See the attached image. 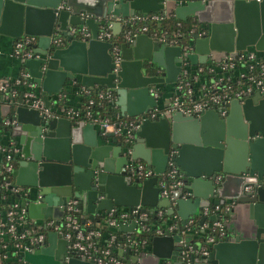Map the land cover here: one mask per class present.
Masks as SVG:
<instances>
[{"label":"water","instance_id":"water-1","mask_svg":"<svg viewBox=\"0 0 264 264\" xmlns=\"http://www.w3.org/2000/svg\"><path fill=\"white\" fill-rule=\"evenodd\" d=\"M159 10L205 33H188L191 48L183 59L180 45L141 31L132 41L121 42L116 64L110 41L96 37L99 18L109 17L113 33L121 34L118 17ZM82 23L91 31L88 39L69 33L71 25ZM53 33L64 37L61 45H52ZM0 34L14 42L35 36L29 45L32 54L15 56L46 106L59 104L58 94L65 98L78 86L75 92L81 87L111 89V105L122 115L154 107L161 111L141 120L125 153L118 136L98 130L91 121L45 116L24 105L22 95L16 106L0 103V121L7 113L17 118L5 130L17 148L11 174L23 188L18 200L27 220L61 219L70 198L77 199L81 221L95 220L96 227L112 208L168 207L167 214L178 217L175 227L153 235L149 251L114 243L118 254L124 249L130 254L127 264H185L183 249L189 250L190 264H264V89L232 98L225 116L215 107L198 115L172 111L168 102L158 105L150 90L151 85H174L184 63L220 61L239 51L264 55V0H0ZM170 157L183 172V184L170 197H160L157 179ZM138 161L152 166L154 174L134 175ZM245 183L252 187L245 190ZM214 204L227 205L221 229L209 226L215 213H201ZM194 216L197 223L188 225ZM118 229L134 238L139 226L131 219L118 222ZM67 244L49 230L43 245L18 253L13 264H95Z\"/></svg>","mask_w":264,"mask_h":264},{"label":"built area","instance_id":"built-area-1","mask_svg":"<svg viewBox=\"0 0 264 264\" xmlns=\"http://www.w3.org/2000/svg\"><path fill=\"white\" fill-rule=\"evenodd\" d=\"M165 16H174L173 13H168L165 10H159L149 13L133 14L126 18H120L122 22V33L114 34L112 31V20L109 17L99 18V28L96 37L101 40L110 41V53L116 64L120 60V44L123 41L130 42L134 36L141 32L147 31L150 35L157 37L160 40H168L172 44L180 45L181 57L185 55L191 48V44L187 41L182 42L181 37L184 32L176 30L172 35L166 36L165 32L158 34L157 32H149L146 25L147 20L161 21ZM175 17V16H174ZM141 22V26H134ZM178 28L182 26L181 20L176 22ZM188 33L197 32L199 36L205 33V29L197 25L188 27ZM69 33L80 39H88L91 37V31L86 24L71 25ZM187 33V34H188ZM186 34V33H185ZM119 35V37H115ZM35 36L23 35L16 39L13 44V52L19 56H30L32 54L29 45L34 41ZM64 42V37L60 33H53L51 43L54 46L61 45ZM182 59V60H183ZM198 63L189 65L184 63L179 73V76L174 83L175 90L170 100L168 101V109L175 111L180 110L184 114L198 115L209 107L218 109L220 115L225 116L228 112V104L232 98L244 97L250 95L255 90L264 89V55H258L255 51L247 53L239 51L235 56L226 53L220 61H211L207 63ZM219 72V73H217ZM197 83V85H196ZM196 88L199 92L196 91ZM90 89L81 87L78 93L88 92ZM150 90L154 95H158V90L151 87ZM96 92V96L89 95L84 108L81 105H60V110L55 106H46L29 80L28 72L21 71L14 78H0V103H9L16 106L18 104V96L22 95L23 104L28 107H33L39 110V113L45 116L64 115L72 121L87 120L91 121L102 130V132L111 131L118 136L122 143V149L125 153L130 152L131 145L134 141L135 131L139 128L141 120L145 117H157L161 114L156 107L150 108L136 116L122 115L119 112L115 116L103 115L100 112H95L92 106L96 103L102 105L105 101L112 103L114 93L111 89L102 88ZM62 94H58L57 98H62ZM122 116H120V115ZM17 123L15 113H7L0 121V133L6 128ZM17 151L13 141L7 144L0 143V160L5 161L2 165L1 173H10L14 164L12 158ZM132 171L134 175L142 178L149 177L154 174L153 168L143 161H138L133 164ZM183 172L180 170L175 161L170 157L168 159L167 168L164 172L158 175L157 185L159 186V195L162 197H170L174 188L183 184ZM252 187L250 183L244 184V189L248 190ZM23 192L20 185L14 184L13 176L0 177V247L5 251L0 252V264H13L19 260L17 255L23 251H29L34 247H39L46 241V233L49 230H55L68 240V249L78 256H82L87 260L93 261L95 264H127L126 261L117 256L112 251V246L117 241L118 232L109 231L108 243L100 244L96 236L97 228L88 229L80 221L78 216L77 199L70 198L63 205V214L61 219L49 216L42 219L41 222H32L27 220V212L25 207L21 206L18 200V195ZM12 196L14 197L13 199ZM227 205L214 204L202 209V214L209 215L215 213L217 217L209 223V226L221 229L224 213ZM156 212L161 215L165 209L154 210L151 207L134 206L131 209L112 208L105 217V222L108 227H115L120 221H129L134 219L139 230L162 234L165 228L153 226L145 221L149 212ZM178 219L176 215H173ZM194 222L193 217H189L187 224L191 225ZM207 222L204 223V225ZM175 223L167 225L166 228L172 229ZM222 233V231H220ZM138 234V233H137ZM131 238L129 234L123 235L124 238L119 240L136 251H147L149 249L150 240L143 237ZM151 239V237H150ZM208 240H213L212 236ZM10 241V242H8ZM208 250L202 249L203 253ZM189 250L183 249L182 254L187 261L185 264H190L188 261Z\"/></svg>","mask_w":264,"mask_h":264},{"label":"trees","instance_id":"trees-1","mask_svg":"<svg viewBox=\"0 0 264 264\" xmlns=\"http://www.w3.org/2000/svg\"><path fill=\"white\" fill-rule=\"evenodd\" d=\"M177 20L178 19L175 18L174 16H165L161 21H151V20L149 21V20H147L146 25L148 26L149 32H157L158 34L165 32V34L172 35L173 32H175L176 30H180V31L184 32V35L181 37V41L185 42L188 40L187 29H188L189 24L187 22L181 20L182 26L180 28H178V26L176 24ZM141 25H142V23L138 22L134 26H141ZM115 37L117 38V37H119V35H116ZM203 65L207 66L208 64L204 63ZM79 95H81V107L84 108V106L86 105L88 96L91 95V96L95 97L96 92L94 90L90 89L88 92H83V91L80 92ZM65 101L66 100H64V97L60 98L59 105L64 104ZM111 104L112 103L110 101H105L102 105L96 103L92 106V109H93V111L100 112L103 115L115 116L118 111H117L116 107L111 105ZM120 116H122V115H120ZM11 161L13 164H15L14 159H12ZM4 162L5 161L0 160V170L2 169V165ZM7 176L12 178L11 172L9 174L5 173V172L0 174L1 178L7 177ZM78 216L80 217L79 213H78ZM193 218H194V224H196L198 221V218L196 216H194ZM81 220L82 219L80 217V221ZM163 220H169L167 225H170V224H173L176 219L173 217V215L167 214L166 210L163 211V213L161 215H158L154 211L149 212L148 215L146 216V219H145V221L147 223H149L153 226H160L162 228H166L162 225ZM84 223H85V221L82 222V224L88 229L97 228L95 225V220H90V223L86 224V225ZM44 232L47 234L46 230H44ZM152 236H153L152 232H146V231H141V232H138V234H137V238H139V239L145 237L148 240H150V237H152ZM118 241L119 240H117V242ZM8 242H10V241H8ZM3 251H5V249L0 247V252H3Z\"/></svg>","mask_w":264,"mask_h":264},{"label":"crops","instance_id":"crops-1","mask_svg":"<svg viewBox=\"0 0 264 264\" xmlns=\"http://www.w3.org/2000/svg\"><path fill=\"white\" fill-rule=\"evenodd\" d=\"M14 39L8 35H4V34H0V78H14L15 76H17L20 73V68H19V64L17 62V57L15 56L14 52H13V43ZM192 66V65H191ZM179 76V75H178ZM172 86V84L170 83H164L161 84L159 86V88L157 89L159 92L164 93L165 91H167L168 89H170ZM151 87H155V85H151ZM75 96H69V100L71 103H78L77 105H81V99L78 97L79 93L75 92L74 93ZM161 94L158 93V102L160 100ZM156 96V95H155ZM64 100H66L64 102V104H70L71 103L68 102L67 100V96L64 98ZM76 105V106H77ZM117 111L120 113V110L118 108V106H115ZM156 118V117H154ZM98 130H100V128H97ZM3 133V131L0 133V135ZM113 145L115 144L114 142H111ZM162 197V196H160ZM173 202V201H172ZM175 204V202L173 203ZM168 207H162L161 209H165L167 210ZM159 209V207H155L154 210ZM202 213V212H201ZM104 220L105 218H103L100 222V225L97 227L98 234L96 236L97 240L99 241L100 244H106L108 243V239H109V231H105L104 229L106 228L107 225L104 224ZM169 220H163L162 221V225L164 227H167V223ZM90 223V219L85 220V225ZM114 231L118 232V235H124V232L119 231L118 229V225L113 227ZM138 233V232H137ZM136 233V234H137ZM120 245H117V247L121 248V242L119 243ZM149 249L147 251L150 250L151 248V244H149ZM112 251H114V253L119 256L121 259H123L124 261H128L131 260L130 258V254H128V252L126 251V249H124V253L122 255L118 254V252L116 251V249H112Z\"/></svg>","mask_w":264,"mask_h":264},{"label":"rangeland","instance_id":"rangeland-1","mask_svg":"<svg viewBox=\"0 0 264 264\" xmlns=\"http://www.w3.org/2000/svg\"><path fill=\"white\" fill-rule=\"evenodd\" d=\"M217 73H219V72H217ZM170 84H172V83H170ZM196 85H197V83H196ZM77 88H78V86L77 87H71L70 92L67 93L66 96H67V100H68L69 103H71L69 98L71 96H75L74 93H75V90H77ZM35 90L38 92V88L37 87H35ZM196 91L199 92L197 88H196ZM174 92L177 93V91L175 90L174 85L172 84L170 89H168L167 91H165L164 93L161 94V97H160V100L158 102V105H165L170 100V98L172 97ZM78 97L81 99V95H78ZM71 104L72 105H77L78 103H74V104L71 103ZM55 108L57 110H60V105L56 104ZM9 141H10L9 134H8V132L6 130H4L3 133L0 135V143L7 144ZM13 198L14 197L12 196L11 199H13ZM41 221L42 220L38 221V223L41 222ZM104 224L106 225L105 220H104ZM113 229H114L113 227L106 226V228L104 230L108 232V231L113 230Z\"/></svg>","mask_w":264,"mask_h":264}]
</instances>
